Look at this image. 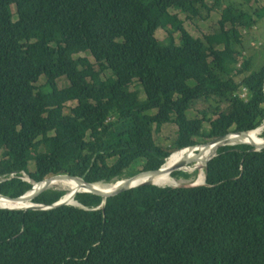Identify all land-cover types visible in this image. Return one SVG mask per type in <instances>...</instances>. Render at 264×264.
Segmentation results:
<instances>
[{
  "label": "trees",
  "instance_id": "obj_1",
  "mask_svg": "<svg viewBox=\"0 0 264 264\" xmlns=\"http://www.w3.org/2000/svg\"><path fill=\"white\" fill-rule=\"evenodd\" d=\"M250 1L0 0V194L29 191L22 174L111 183L258 127L264 64L253 68L246 52L264 9ZM213 12L216 22L198 29ZM197 101L213 110L189 118ZM167 124L176 129L165 147L157 137ZM217 151L205 185L176 172L192 181L139 187L104 208L93 196L80 201L86 209H0V264H264V149ZM63 195L48 189L32 202Z\"/></svg>",
  "mask_w": 264,
  "mask_h": 264
},
{
  "label": "bare ground",
  "instance_id": "obj_2",
  "mask_svg": "<svg viewBox=\"0 0 264 264\" xmlns=\"http://www.w3.org/2000/svg\"><path fill=\"white\" fill-rule=\"evenodd\" d=\"M261 131L257 130H249L245 131L242 134H233L229 135V137L225 140L227 143L225 146H234V145H248L252 146L254 148L263 145L264 144V137H261L260 135ZM264 133V132H263ZM223 146H218V142H208L205 144H198L191 148L192 151L187 149H181L175 153L172 154L170 159L168 160V163L166 166H160L157 170L158 172H152V173H143L141 175V180L139 182L148 181V178L154 174L157 176V174H161L160 176L154 178L152 181L160 186L163 185H174L176 184L175 180L172 179L171 176H166L163 174H168L166 169H180L184 168L187 169V172H191V168L188 167H195L197 172V179L195 180L196 183H202L204 178L203 174H205L204 170V163L209 158L211 154L215 152L217 148H220ZM163 170V171H162ZM128 178V177H127ZM126 177H122L120 179H116L115 181L111 183H101V184H86L80 180L74 179V178H68L66 176L61 177H55L50 181H46L41 185H35L32 184V188L23 196L21 197H15L11 198L8 196H4L0 194V207H28L34 205L32 200L39 196L43 189L46 187H56L58 189H66L67 192L65 193L64 200L68 202H72V196L75 197L78 193H92L94 190L102 191L103 194H108L112 191V189L116 190V187L118 185H123L126 183V181H123L127 179ZM116 182H118L117 185ZM106 186L104 189H101V186ZM74 205H77L75 203Z\"/></svg>",
  "mask_w": 264,
  "mask_h": 264
},
{
  "label": "water",
  "instance_id": "obj_3",
  "mask_svg": "<svg viewBox=\"0 0 264 264\" xmlns=\"http://www.w3.org/2000/svg\"><path fill=\"white\" fill-rule=\"evenodd\" d=\"M262 91H263V95H264V80H263V84H262ZM254 130H257V131H261L260 134H263L264 132V121L256 128H253ZM243 131H240V132H233V133H229L225 136H222V137H218V138H215L213 140H210L212 142H218V146H223L225 147V145L227 144L225 142V140L229 137V135H233V134H242ZM210 141H206L207 143L210 142ZM205 142V143H206ZM202 144V143H200ZM243 145V144H241ZM196 146V145H195ZM194 147V146H191V147H187L185 149L187 150H191V148ZM251 147V152H259L261 150L264 149V144L263 145H260L256 148ZM219 148H217L215 150V152L213 154H211L209 156V158L205 161L204 163V167H205V173L207 171V167L208 165L210 164V162L212 161L213 158H215L217 155H218V150ZM173 154V153H172ZM169 155L166 159L163 160V162L160 164V166H166V164L168 163V160L170 159V157L172 156ZM188 168H191V172H196V168L195 167H188ZM165 170L168 172V174H163V175H166V176H171L173 173L175 172H187V169H184V168H180V169H174L172 168L171 170L170 169H166ZM163 171V170H162ZM152 173V172H158V171H155V170H145V171H142V172H138L137 174L131 176V177H128L127 179L123 180V181H126L125 184L123 185H118L116 187V190L115 189H112V191L108 194H103L101 193L102 191L98 190H94L92 193L94 194H90V195H87V196H76V197H73L72 196V202H68V201H65L64 200V197L66 195H63L61 198H59L56 202L52 203V204H37V203H34V205L32 206H28V207H15V208H10V207H0V209H7V210H20V211H23V212H36V211H51V210H54V209H58V208H64V207H74V208H85L81 203L80 201L82 200H86L90 197H99L101 199V203H100V207L99 208H104V205H105V201L106 199L108 198H111V197H115V196H118L120 194H123L127 191H130V190H133V189H136V188H139V187H143V186H148V185H153V186H158L157 184H155L152 180L158 176H160L161 174H157V176H155L154 174H152L149 178H148V181H143V182H139L141 180V175H143V173ZM191 172H188V173H191ZM61 176H66V177H70V178H74V179H77V180H80L86 184H90V183H87L85 182L83 179L81 178H78V177H73V176H70L68 174H58V175H54V176H51L41 182H33L32 180H29V177L26 176L27 179V182L30 183V184H35V185H41L43 184L44 182L46 181H50L52 180L53 178L55 177H61ZM116 178L112 179L111 181L109 182H113L115 181ZM5 181L4 179L0 180V182H3ZM103 182H106V181H100V182H96V183H91V184H101ZM108 183V182H107ZM118 182H116L115 185H117ZM204 182L202 184H189L190 186H197V185H203ZM184 185H173L172 187L173 188H176V187H183ZM104 187H106L105 185L104 186H101L100 188L101 189H104ZM32 188V187H31ZM48 189H58L56 187H46L45 189H43V192L48 190ZM42 192V193H43ZM26 194V193H25ZM23 194V195H25ZM22 195V196H23ZM21 197V196H20ZM75 203H77V205H74ZM98 209V208H97Z\"/></svg>",
  "mask_w": 264,
  "mask_h": 264
},
{
  "label": "rangeland",
  "instance_id": "obj_4",
  "mask_svg": "<svg viewBox=\"0 0 264 264\" xmlns=\"http://www.w3.org/2000/svg\"><path fill=\"white\" fill-rule=\"evenodd\" d=\"M235 1L237 3H243L242 2L243 0H235ZM256 1L257 0L250 1L248 3V7L249 8L252 7L253 9L254 8H263L264 9V0H258L257 2ZM206 2L210 5L212 3V0H206ZM12 11H14V7L13 6H12ZM218 13L217 12L211 13L210 16H209V18H208V20L200 21V22H195V25L197 26L198 29H200L202 31L203 30H207L210 27V25H212V24H214L216 22V20L218 18ZM179 17L180 18H183V15H179ZM252 36H253L254 39L249 43L250 50L246 52V55H248V54H251L252 55V58H251V66L253 68H257V67H260L261 64H264V22H261L260 23L259 28H253V32L251 33V36L248 37V39L251 40ZM165 37H166V34L162 30H158L155 33V38L158 41H163L165 39ZM29 39H30L31 42H33L34 40H36V38L33 37V36L32 37L30 36ZM105 78H106L105 75H102L99 78V80L103 82ZM90 81L91 82H94V78H91ZM40 82H43V79H41ZM66 85H67V81L65 79L62 78V79H59L58 80V87L59 88L64 87ZM136 87H138V86H136ZM74 104L75 103L68 104L67 107L69 108V107L73 106ZM212 110H213L212 105L209 102H207V101H197L195 104L192 105L191 109L189 110L188 116H189V118H193V117L201 118V115L203 113L210 114L212 112ZM65 112H68V109L67 108L65 109ZM203 127L205 129H208L209 128L208 122H205L203 124ZM175 129H176V126L174 124H167V125H165L162 128L161 133L157 137V143L158 144H161V145H163L165 147L170 146V144H171V142L173 140V137H174V130ZM24 134H27V131L26 130L24 131ZM0 159H1V155H0ZM140 164H141V162H135L131 166V168L133 170L138 171L137 169L139 168V165ZM32 169H33L32 166H29V170H32ZM189 174H196L195 175V178L197 179V172H191ZM126 175L127 174H125L124 177H127ZM25 176H26L25 174H22L21 175V179H23L24 181L27 182V179L28 178H26ZM204 176L205 175L203 174V178H204ZM196 179H194V180H196ZM191 181H192V179H190V180H183V179H181V180H178V181L175 180L176 185H179V184H188ZM56 190H60V191H62L64 193L67 192L66 189H56Z\"/></svg>",
  "mask_w": 264,
  "mask_h": 264
},
{
  "label": "clouds",
  "instance_id": "obj_5",
  "mask_svg": "<svg viewBox=\"0 0 264 264\" xmlns=\"http://www.w3.org/2000/svg\"><path fill=\"white\" fill-rule=\"evenodd\" d=\"M260 135H261V134H260ZM222 148H223V147H222ZM183 149H185V148H183ZM177 151H178V150H176V151H174V152H172V153H175V152H177ZM172 153H171V154H172ZM171 154H170V155H171ZM141 172H142V171H141ZM137 173H138V172H137ZM137 173H136V174H137ZM175 173H176V172H175ZM205 174H206V173H205ZM205 174H204V175H205ZM172 175H173V174H172ZM172 175H171V177H172ZM25 177H26V176H25ZM129 177H131V176H129ZM204 177H205V176H204ZM172 179H173V177H172ZM22 180H23V179H22ZM203 182H204V181H203ZM90 184H91V183H90ZM195 184H197L196 181H195ZM199 184H202V183H199ZM174 185H176V184H174ZM179 185H181V184H179ZM203 185H205V183H204ZM172 186H173V185H163V186L158 185L157 187H172ZM197 186H199V185H197ZM200 186H201V185H200ZM64 195H65V193H64ZM99 207H100V206H99ZM99 207H98V209H99ZM82 209H83V208H82ZM84 209H86V208H84ZM96 209H97V208H96Z\"/></svg>",
  "mask_w": 264,
  "mask_h": 264
},
{
  "label": "built area",
  "instance_id": "obj_6",
  "mask_svg": "<svg viewBox=\"0 0 264 264\" xmlns=\"http://www.w3.org/2000/svg\"><path fill=\"white\" fill-rule=\"evenodd\" d=\"M244 95H242V97H243Z\"/></svg>",
  "mask_w": 264,
  "mask_h": 264
}]
</instances>
